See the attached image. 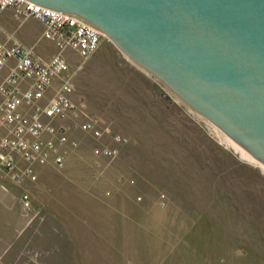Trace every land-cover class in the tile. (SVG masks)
I'll list each match as a JSON object with an SVG mask.
<instances>
[{"label": "rangeland", "instance_id": "1", "mask_svg": "<svg viewBox=\"0 0 264 264\" xmlns=\"http://www.w3.org/2000/svg\"><path fill=\"white\" fill-rule=\"evenodd\" d=\"M11 22L12 30H0V42L8 35L27 45L36 41L38 33L23 37L13 32L19 22ZM48 44L40 45L45 57L54 52ZM74 85L73 97L100 117L105 137L97 142L67 131L81 147L66 158L69 169L27 188L25 201L41 215L9 254L12 264H264L259 163L222 141L107 38ZM112 134L129 143L96 180L100 167L91 149L114 146Z\"/></svg>", "mask_w": 264, "mask_h": 264}, {"label": "water", "instance_id": "2", "mask_svg": "<svg viewBox=\"0 0 264 264\" xmlns=\"http://www.w3.org/2000/svg\"><path fill=\"white\" fill-rule=\"evenodd\" d=\"M78 15L264 165V0H27Z\"/></svg>", "mask_w": 264, "mask_h": 264}, {"label": "built area", "instance_id": "3", "mask_svg": "<svg viewBox=\"0 0 264 264\" xmlns=\"http://www.w3.org/2000/svg\"><path fill=\"white\" fill-rule=\"evenodd\" d=\"M6 11L20 23L33 19L42 26L33 44L13 37L0 42V71L6 69L0 79V177L21 184L33 175L35 165L51 163L58 171L63 169L69 154L81 147L80 141L68 138L69 129L103 141L106 131L100 117L73 95L76 76L106 37L78 15L27 0H0V16ZM42 43L53 46L49 57L38 53ZM55 81L57 86L50 95ZM204 121L214 130L213 124ZM110 141L114 146L101 144L91 149L100 167L94 173L96 180L104 178L119 147L129 143L120 134L110 135Z\"/></svg>", "mask_w": 264, "mask_h": 264}, {"label": "crops", "instance_id": "4", "mask_svg": "<svg viewBox=\"0 0 264 264\" xmlns=\"http://www.w3.org/2000/svg\"><path fill=\"white\" fill-rule=\"evenodd\" d=\"M11 19H13L11 11H6L0 16L1 31H7L10 30V28L12 30ZM28 21L29 20L23 23L19 22V25L13 32L15 33V31H18L21 36L28 38H33L38 33L39 37L42 30L41 24L35 21L36 25L34 27L28 24ZM10 37H13V35H8L6 40ZM45 46L54 51L51 44ZM42 52H44V50L39 48L38 53L41 54ZM1 71H3V75L6 73V69ZM56 86L57 81L53 83L48 94L51 95ZM69 164L70 162H67V164L65 163L64 169H69ZM21 166H23V164ZM55 171L58 170L51 163L44 166L35 165L33 175L24 179L21 184H15L9 179L0 177V264H12L9 261V254L16 244L20 241H25L24 239L29 227L40 219L41 208L35 206L30 207V200L27 199L28 201H25V197L28 195L27 188L29 185H34L36 183L40 186H44L47 179L54 174ZM18 189L21 192L20 197L14 194ZM42 192L46 194L45 190L43 191L41 189V193ZM25 202H29L28 206L24 205Z\"/></svg>", "mask_w": 264, "mask_h": 264}, {"label": "bare ground", "instance_id": "5", "mask_svg": "<svg viewBox=\"0 0 264 264\" xmlns=\"http://www.w3.org/2000/svg\"><path fill=\"white\" fill-rule=\"evenodd\" d=\"M213 129L216 131V133L219 134V136L221 137L222 141H224L227 145H235L237 147L238 150L241 151V153L249 158L252 161H255L257 164L259 163L258 161H256L254 158H252L249 154H247L242 148H240L237 144H235L227 135H225L221 130H219L217 127L213 126ZM259 165L264 169V165H262L261 163H259Z\"/></svg>", "mask_w": 264, "mask_h": 264}]
</instances>
